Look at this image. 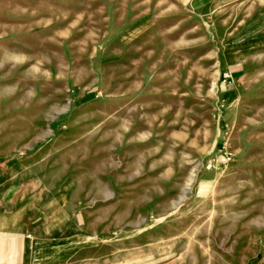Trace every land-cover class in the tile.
Instances as JSON below:
<instances>
[{
    "label": "rangeland",
    "instance_id": "1",
    "mask_svg": "<svg viewBox=\"0 0 264 264\" xmlns=\"http://www.w3.org/2000/svg\"><path fill=\"white\" fill-rule=\"evenodd\" d=\"M196 4L0 0V188L101 202L108 264H264V0Z\"/></svg>",
    "mask_w": 264,
    "mask_h": 264
},
{
    "label": "crops",
    "instance_id": "2",
    "mask_svg": "<svg viewBox=\"0 0 264 264\" xmlns=\"http://www.w3.org/2000/svg\"><path fill=\"white\" fill-rule=\"evenodd\" d=\"M193 1L195 8L216 2ZM58 190L43 196L37 186L22 183L0 188V264H81L92 255H99L96 264H108L101 256L102 218H95L102 203L81 208L70 191ZM79 226L90 230L77 232Z\"/></svg>",
    "mask_w": 264,
    "mask_h": 264
},
{
    "label": "built area",
    "instance_id": "3",
    "mask_svg": "<svg viewBox=\"0 0 264 264\" xmlns=\"http://www.w3.org/2000/svg\"><path fill=\"white\" fill-rule=\"evenodd\" d=\"M225 77L228 79V83L230 84L231 83V79L228 75H225ZM227 159H229V157L227 155H223L222 156V161L225 162L227 161Z\"/></svg>",
    "mask_w": 264,
    "mask_h": 264
}]
</instances>
